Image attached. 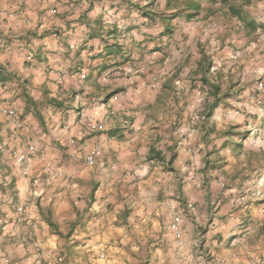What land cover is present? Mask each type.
Returning a JSON list of instances; mask_svg holds the SVG:
<instances>
[{
    "label": "clouds",
    "instance_id": "1",
    "mask_svg": "<svg viewBox=\"0 0 264 264\" xmlns=\"http://www.w3.org/2000/svg\"><path fill=\"white\" fill-rule=\"evenodd\" d=\"M0 264H264V0H0Z\"/></svg>",
    "mask_w": 264,
    "mask_h": 264
}]
</instances>
